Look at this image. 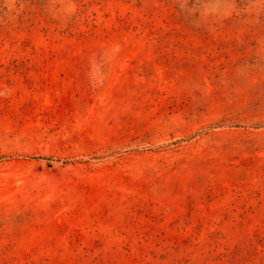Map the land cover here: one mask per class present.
I'll list each match as a JSON object with an SVG mask.
<instances>
[{
	"label": "rangeland",
	"instance_id": "374dc122",
	"mask_svg": "<svg viewBox=\"0 0 264 264\" xmlns=\"http://www.w3.org/2000/svg\"><path fill=\"white\" fill-rule=\"evenodd\" d=\"M0 264H264V0H0Z\"/></svg>",
	"mask_w": 264,
	"mask_h": 264
}]
</instances>
